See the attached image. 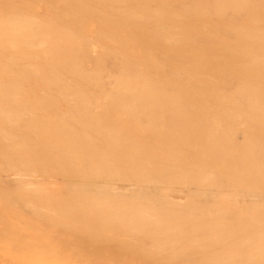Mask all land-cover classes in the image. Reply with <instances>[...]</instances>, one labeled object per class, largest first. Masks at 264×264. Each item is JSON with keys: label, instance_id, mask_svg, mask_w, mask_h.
Listing matches in <instances>:
<instances>
[{"label": "bare ground", "instance_id": "bare-ground-1", "mask_svg": "<svg viewBox=\"0 0 264 264\" xmlns=\"http://www.w3.org/2000/svg\"><path fill=\"white\" fill-rule=\"evenodd\" d=\"M24 1L17 18L15 0L0 14L21 87L19 102L0 101V173L23 190L3 197L57 228L71 220L62 202L77 201L86 210L66 213L87 219L68 231L92 233L99 217L90 229L123 234L94 230L116 246L73 239L60 254L27 241L22 264H264V0ZM44 185L69 201L53 187L59 210L52 195L45 206ZM33 231L11 232L38 241Z\"/></svg>", "mask_w": 264, "mask_h": 264}, {"label": "rangeland", "instance_id": "rangeland-1", "mask_svg": "<svg viewBox=\"0 0 264 264\" xmlns=\"http://www.w3.org/2000/svg\"><path fill=\"white\" fill-rule=\"evenodd\" d=\"M2 1L5 2V3L1 2V0H0V14H2V13L5 14L4 17L7 18V19H8L9 16H11L12 14H13L12 16H14L15 13H16L15 16H16V18H17L18 16H20V15L17 16V14H18V13H17L18 10H20L19 12H23V11L25 10V9L22 7L23 3L25 2L24 0H19V1H18V0H15V1H16V2L14 3V5L16 4V5H15V8H14V5L12 4V3H13L12 1H14V0H2ZM9 1H11V2H9ZM23 1H24V2H23ZM6 2H7V3L9 2V6H11L10 8H9V6H8V4H7ZM18 2H19L20 4L22 3V4H21V8H16V6H17V7H20V6H19L20 4H19V5L17 4ZM10 4H11V5H10ZM5 5H6V8H5ZM12 5H13V6H12ZM1 7H2V8L4 7V9H2ZM13 8H14V10H12ZM1 9H2V11H1ZM9 9H10V11H9ZM4 10H5V11L8 10V11H7V15H6V12H5ZM11 10H12V12H11ZM15 11H16V12H15ZM4 12H5V13H4ZM9 12H11V15H10ZM13 12H14V13H13ZM8 14H9V15H8ZM19 14H20V13H19ZM0 16H1V15H0ZM2 16H3V15H2ZM6 16H8V17H6ZM15 16H14V17H15ZM4 17H3V19H2V17H1V20H4ZM7 19L4 20V21H7ZM9 19H10V18H9ZM4 21H3V22H4ZM3 24H4L5 26H7V27H6V28H3L4 31H2V30H1L2 28H1V27H4V26L1 25V27H0V28H1L0 31L3 32L2 34H1V32H0V34H1L0 36H1V37H3V36L5 35L4 33H5L6 31H9V29H8V26H9V25H7V24H9V23L5 22V23H3ZM6 29H7V30H6ZM5 30H6V31H5ZM8 33H11V34H13V33H12V31H11V32H7V37H8V40H9L10 38H12V36H9L10 34L8 35ZM13 36L16 37V36H18V35L15 33ZM1 37H0V38H1ZM5 37H6V36H5ZM5 37H4V38H5ZM4 38H1L0 40L4 41ZM12 39H13V38H12ZM12 39H10V40H12ZM8 40H6V38H5V42H4V43L6 44V41L8 42ZM10 40H9V42H10ZM12 41H13V40H12ZM9 42H8V43H9ZM14 42H15V40H14ZM2 43H3V42H2ZM2 43H1V44H2ZM8 43L6 44V46H4V44H3V45L0 47V48H1L0 51H2L3 54L6 53L8 50H9V52L11 51L10 47L8 46ZM1 44H0V45H1ZM9 44H10V43H9ZM3 46L6 47V50H7L6 52L3 51V49H2ZM4 47H3V48H4ZM7 48H8V49H7ZM4 49H5V48H4ZM17 50H18V49H17ZM17 50L11 51L12 54L15 53L14 55H12L11 53H6V54H8V55L5 54L6 56L4 55V57H3V54L0 53V54H1V55H0L1 58L3 57V59H0V63H2L3 66H4V63H3L2 60H5L4 62L9 63V62H10V61L8 60V59H9V58H8L9 55L12 56V57H14V56L16 55V56H15V59H16L17 55L19 54V51H17ZM15 51H17L18 54H16L17 52H15ZM10 56H9V57H10ZM5 58H6V59H5ZM15 59L13 58V60H15ZM10 60H11V59H10ZM1 61H2V62H1ZM13 62H15V61H13ZM13 62H12V60H11V63H12V64H13ZM6 63H5V64H6ZM11 63L8 64V67H9V65L11 66ZM2 65H0V72L2 73L3 70H6V71H5V74H8L7 72H8V70H9L11 67H10V68H7V67L5 68L6 65H5L4 67H2ZM15 66H16V65H15V63H14V66L12 65V68H11V70H10L12 73L9 71V73H11V74L8 75V79H9V78H10V79H14V78H13L14 75H12V74H14V72L17 71V68H18V66H17L16 69H15ZM13 68H14V69H13ZM12 69L14 70V72L12 71ZM1 73H0V74H1ZM5 74H4V72H3L1 75H4V76H5ZM1 75H0V77H1ZM4 76H2V77L0 78V80L5 81L6 79H4V78H5V77L7 78V75H6L5 77H4ZM10 76H11V77H10ZM12 76H13V77H12ZM2 78H3V79H2ZM8 79H7V80H8ZM10 79H9L10 84H9V82H6V81H5V82L0 81V95H1V97H0L1 100H0V101L3 100V102H4V101H6V100H9L10 98H11V99H12V98H13V99L16 98V100L19 99V98H18V97H19V94H18L17 92H18V89L21 88V87H20V84L18 83V85H19V86H18V85H17V81H15V80H13V81L11 80V81H10ZM14 82H15V83H14ZM5 83H6V84H5ZM15 84H16V85H15ZM7 85L11 88L12 91H13V89L15 88L17 92L14 93L15 90H14L13 92L11 91V92H10L11 95H10V94H9V91H10L9 89H10V88H8V90H5V88L7 89V87H8ZM10 85H11L12 87H11ZM16 86H17V87H16ZM1 88L4 89L2 92H4V93L6 92V93H5L6 96L3 95V93L1 92V90H2ZM7 94L10 95V96L8 97ZM12 94H13V95H12ZM11 96H12V97H11ZM3 97H5L6 100H4ZM7 98H8V99H7ZM20 98H21V97H20ZM18 102H19V100H18ZM1 103H2V102H0V105H1ZM0 123H1V122H0ZM17 133H19V135H22L23 132H22V133L17 132ZM0 147H1V146H0ZM8 173H10V172H8ZM8 173H5V175H4V173H2V172L0 173V174H1V175H0V178H1V176H2V178L5 179V181L7 180V182L0 181V187H1L0 190H1V189H4V190H5V189L7 188V192H4V190H3L2 192L0 191L1 194H2V195H0V196L2 197V199L0 198V203H1V201H2V202L4 201V202L6 203L7 200H8V198H7V200L5 201L6 197H3V195H4L3 193L8 194V195H9V194H10V195L13 194V195H15V196H16L17 194H21V192L23 193V190H21V188H20V186H21L22 184H20L19 182L16 183V181L10 179V177H11V175H12L13 173H10L11 175L8 174ZM6 175H7V176H6ZM9 176H10V177H9ZM7 177H9V179H6ZM20 178H21L22 180L26 179V178L23 179L22 177H20ZM1 180H3V179H1ZM8 180H11L12 183L10 184V183L8 182ZM13 181H14L15 183H14ZM1 182H3V183H1ZM4 183H5V184H4ZM6 183H8V185H10L11 187L8 186V187L5 188ZM2 184H4L5 186L3 185V187H2ZM14 184H16V185H14ZM17 184H18L19 187H17ZM12 185H13V186H12ZM44 186H47L46 189H47L48 192H50V188H51V190H53V187H54V188L57 187V188H56L57 190L54 189L53 192L56 191L55 193L58 194V189H61L62 192L64 191L63 194H65L67 197L69 196V195H67V194L65 193V190H64L61 186H59L60 188H59L58 186H52V185H50V188L48 187L49 185H44ZM51 186H52V187H51ZM13 188H14V189H13ZM15 188H17V189H15ZM48 188H49V189H48ZM11 189H12L13 192L11 191ZM19 189H20L21 191H19V192L17 191V193H16L15 190H19ZM9 190H10V191H9ZM5 191H6V190H5ZM8 191H9V193H8ZM47 191H45L46 194L48 193ZM61 191L59 190V193H60L61 196H60V195H56V194L53 193L52 191H51L50 193H53V194L48 193V195L50 194V195H49L50 197H52V196L54 197L55 201L53 200V197L50 198L49 196H45V198H44V200L47 199V200H46L47 203L44 202V200H42L41 197H36V198H33V199H37V198H38L39 200L41 199V200L44 202V205H45V206H48L51 202L54 201L55 203H52V205H53L54 208H55L56 205L59 203V201H60V200H63V199H61V197L63 198V196H62L63 194L61 193ZM11 192H12V193H11ZM14 193H15V194H14ZM54 194H55V195H54ZM8 195H7V196H8ZM10 195H9L8 197H9V198H12L13 195H11V197H10ZM29 195H30V194H29ZM51 195H52V196H51ZM65 195H64V196H65ZM15 196H14L13 198H15ZM58 197H59V198H58ZM67 197H65V198H67ZM70 197H71V196H69V197L66 199V201H67ZM75 197H76V196H75ZM4 198H5V199H4ZM48 198H50V199L48 200ZM57 198H58V199H57ZM72 198H73V197H72ZM29 199H30V200L32 199L31 196H29ZM56 199H57L58 201H57ZM15 200H16V199H15ZM50 200H52V201H50ZM70 200H71V199H70ZM73 200H76V198H73ZM10 201H11V200H10ZM10 201L7 202L9 205H11L12 203H13V204L15 203V202H13V200H12L11 202H10ZM16 201H18V200H16ZM31 201L35 202V203L37 204V206L39 205V201H38V203L36 202L37 200H31ZM42 201H41V202H42ZM56 201H57V202H56ZM68 201H69V200H68ZM4 202H3V203H4ZM41 202H40V203H41ZM48 202H49V203H48ZM69 202H70V201H69ZM69 202H68V203H69ZM76 202H77V201H76ZM76 202H74V203H72V204H71V202H70L69 204H71V207L76 205V207L78 206V207L81 209V206L77 205ZM3 203L0 204V213H1L0 215H2L1 218H0V219H1V220H0V228H1L0 231H1V233H3V234H1V235H5V236H7V240H5V236H2V237L4 238V240H1V239H0V245H1V246H2L3 243H5V244H4V247H5V248H4L3 246H2V248L0 247V248H1V250H0V264H13L14 262H15V264H22V263H23L22 260H24V261L32 260L33 255H31V257H30V255L27 256V254H31L32 251H33L32 254L34 253L35 250H38V251H39V250H40V251H43V250H44V252H45L46 250H50V251H51V249H52L53 247H49V246L46 247L47 243H49V245L54 244V245H55V246H54L55 249H54V248H53V249L56 251V254H60L61 252H60L58 249L61 248L62 250H68V248H66V245H65V244H68L69 242H72L71 240H73V239L75 240L74 243H76V241H77V242H78L80 245H82V246L84 245V246L100 247V248H102V250H103L104 248L108 247L109 245H111V246H116V244L114 245L113 243H112V244L110 243V242H115V243H116V239L113 240V241H112V240H111V241H110V240H107V241L104 240V241H105V244H104V243H102V240H103V239H100L101 242H99V243H98L99 239H98V240L95 239V240L97 241V243H95V242H96L95 240H94L95 242H94L93 240H92V241H93V242H92L91 239H89V238H92V239H93V237H95V236L98 234V231H99V233H100V232L103 233V231H104V232L106 231L105 233H103V235L105 234L104 236L106 237V236H109V234H110V235H112V236H110V237H113V238L116 237V236H118L119 233H120V235L123 234V233H121L122 230H120L121 232H119V233H118V231H116V228H117V227L115 228V225H114V228H115V231H116L118 234H115L116 232L113 231V230H114V229H112L113 227L110 229V230H111L110 232H112V233L109 232V228H107L108 230H107V229L104 230V228H103L102 230H101V229H98V231L96 232L97 228L94 229V227H93L94 225H93V224H95V219L98 220L99 217H98V218H95V219H94V217H93L92 219H90V221L92 220V223H93V224H92V227H93V228L90 229L89 226L91 225V224H90L91 222L88 221V220H87V221L89 222V225L86 226V227L90 229V230L88 229V231H91V232L93 233L94 230H95V232H96L97 234L94 233V234H96V235L93 234L94 236H92V235H91L92 233H90V232H89V233H88V232H85L86 235H87V233H88L90 236H92V237H89V235H87V236H88V237H87L86 235L82 234V232H83V231H82V228L80 229V228L77 227V228L80 230V233H81L83 236L80 235V233H78L80 236H79L78 234L75 235V234H76V232H74V229L76 228L75 226L78 224V221H79V220H80V221H79V224H78L77 226L82 225L81 223H83V222H82L83 219H81L80 217L83 218V216H84V217L86 218V215L84 214V215L82 216V215L79 213V214H80V217H79V216H78V212H79L80 209L78 208V210H75V211H72V210H73V209H72L71 211L74 213V215L77 213L76 217L74 216V222H73V220H72L73 217H71V216L73 215V213H72V215L70 214L71 216L68 215L69 213H68V214L66 213V212L68 211V209L70 210V205H68V203L65 204L66 202H65V203L62 202V203L64 204V206H65V207H64V206H62V207H63L64 210H65V208H67V207L69 206V207L66 209L67 211H66V210L64 211V210L61 208V205H58V206H60V210L62 209L66 216H69V217L71 218V220L68 221V219H66L67 217H65V219H64V217H63L62 220H67L69 225H70L71 222H72V223H75V226L73 225L75 228H73V227L71 226L72 228L69 227V228H70L69 231H68V227H67L68 224L66 223L67 221H64V222L66 223V225H65V224H64L65 226L61 225V228H60V226H59L58 224H56V225H58V228H57V226L54 227V225H55V224H54V221H53V222H51V221L47 222L48 220L45 221V220H43V218H41V217H40V218H41L42 220L39 219V218H36L37 214H36V216H35V213L31 210L32 208L30 209V207H28V206L25 207V205H24L23 203H22L21 206H24V207H21V208H18L17 205H16V206H15V205L8 206L7 203H6V204L4 203V204H5V207H4V206H3ZM18 203H20V202H18ZM18 203L16 202V204H18ZM35 203H33V205H35ZM45 203H46V204H45ZM60 203H61V202H60ZM42 204H43V203H42ZM47 204H48V205H47ZM55 204H56V205H55ZM19 205H20V204H19ZM52 205L49 206V207H52ZM67 205H68V206H67ZM14 206H15V208H14ZM39 206H41V204H40ZM66 206H67V207H66ZM19 207H20V206H19ZM84 207H85V206H84ZM3 208H5L6 210L3 209ZM22 208H23V209H24V208H25V209L27 208V209H30L31 211L29 212V210H28V211L26 210V211H27V212H26L25 209L23 210ZM47 208H48V207H47ZM47 208L45 207V208H44V211H45ZM52 208H53V207H52ZM52 208H51V209H52ZM74 208H75V207H74ZM82 208H83V207H82ZM85 208H87V207H85ZM85 208H84V210H86ZM48 209H50V208H48ZM51 209L48 210V212H49L50 215H52L51 212L55 211L54 209H53V210H51ZM55 209H58V210H59V207H57V208H55ZM20 210H22V211H24V212H21ZM62 210H61V211H62ZM84 210L81 209V211H84ZM56 211H57V210H56ZM77 211H78V212H77ZM81 211H80V212H81ZM32 212H33L34 214H33ZM46 212H47V211H46ZM57 212H59V214L63 213V212H60V211H57ZM75 212H76V213H75ZM8 213H9V214H8ZM17 214H18V216H20V218H18ZM31 214H32V215H31ZM53 214H54V216L59 217V216L56 214V212H54ZM3 215L6 216L7 218H6V217H3ZM33 215H34V216H33ZM16 216H17V217H16ZM21 216H22V217H21ZM77 216H78V217H77ZM37 217H38V216H37ZM50 217H51V216H50ZM69 217H68V218H69ZM2 218H3V219H2ZM5 218H6V221H5V222L3 221V222H4V223H3L2 220H5ZM22 218H24V220H25V218H26L27 222L30 221V223H29V222L27 223L28 226L25 225V224H21L20 220H23ZM47 218H48V217H47ZM76 218H77V219H76ZM50 219H53V218L51 217ZM58 219H60V217H59ZM78 219H79V220H78ZM86 219H87V218H86ZM86 219H84L83 221L85 222ZM8 220H9V221H8ZM31 220H32V221H31ZM33 220H35L36 223H34ZM99 220H100V219H99ZM14 221H16L17 223L14 222ZM70 221H71V222H70ZM75 221H76V222H75ZM1 222H2V223H1ZM13 222H14V224H13ZM31 222H33L34 224H32ZM80 222H81V223H80ZM99 222H100V221H99ZM99 222H98V223H99ZM49 223H50V224H49ZM52 223H53V224H52ZM55 223H56V222H55ZM72 223H71V224H72ZM76 223H77V224H76ZM101 223H102V221H101ZM1 224H2V225H1ZM10 224H12V225H10ZM16 224H17V226H15ZM35 224L38 225V226H36ZM86 224H87V223H86ZM86 224H85V225H86ZM99 224H100V223H99ZM3 225H5V226H3ZM24 225L27 226V227H25ZM100 225H101V226H104V227L106 226V224H105V225H104V224H100ZM29 226H30L31 228H30ZM39 226H40V227H39ZM49 226L52 227L53 229L48 228ZM98 226H99V225H98ZM101 226H100V228H101ZM109 226H110V225H109ZM111 226H112V225H111ZM116 226H117V225H116ZM28 227H29V228H28ZM64 227H65V229H66L68 232H67L66 230H65L66 232L64 231ZM80 227H82V226H80ZM96 227H97V223H96ZM32 228H36V229L43 230V232H36V231H33L35 234L37 233L36 235H37L38 241H36V240H33V241H32V240L26 239V238H24V237H22V236H19V235L14 236V235H16V234H14L13 232H11V231H16V232H20V233H21V232L23 231V229H25V230H31ZM118 228H120V227H118ZM4 229H7V230H5V232H8L9 230H11V231H9V233H10V235H11V233L13 234V235L10 237V238L13 237V238H14V239L12 238L13 240L9 238V236H8L9 234H5V233H4V231H3ZM17 229H18V230H17ZM19 229H20V230L22 229V230L20 231ZM72 229H73V232H72ZM92 229H93V230H92ZM120 229H122V228H120ZM100 230H101V231H100ZM123 230H124V228H123ZM107 231L109 232L108 234H107ZM24 232H25V231H24ZM49 232H51V233H49ZM58 232H59V233H58ZM124 232H125V231H124ZM61 233H63V234L65 233V234L63 235V234H61ZM74 233H75V234H74ZM83 233H84V232H83ZM106 234H107V235H106ZM113 234H115V235H113ZM57 235H58V236H57ZM59 235H61V236H59ZM103 235H102V234H100V235L98 234V236H100V237L103 236ZM18 236H19V237H18ZM104 236H103V237H104ZM17 237L20 238V240H18ZM65 237H67V239H66ZM80 237H81V238H80ZM86 237H87L89 240L86 239ZM0 238H1V236H0ZM15 238H17V239H15ZM8 239H10L11 241L8 240ZM14 240H18V242L20 241L19 243L22 242V244L18 245L19 243H18L17 241H14ZM21 240H22V241H21ZM2 241H3V242H2ZM23 241H24V242H23ZM25 241H26V242H25ZM27 241H28V243H29V241H31V242H34V243H37V244L39 243V244H41V245L45 243V246H39V247H38V245H37V247H36V246L33 247L32 244H34V243H32V244H31V243H30V244H27ZM88 241H90V242H92V243H90V242H88ZM104 241H103V242H104ZM109 241H110V242H109ZM6 242H7L8 244H11L12 247H11V245H8ZM117 242H119V243H117L119 246L122 245V244L125 243V242H126V244H129L128 241H124V242L122 243V241H118V240H117ZM14 243H15V246H17V247H14L15 249H13ZM16 243H17V244H16ZM93 243H95V244H93ZM25 244H26V247L18 248L19 246H20V247L23 246V245L25 246ZM27 245H28V246H29V245L31 246V247H30V246L28 247V248H30V249H32V247H33V250L28 252V250H27V249H28V248H27ZM34 245H35V244H34ZM118 245H117V246H118ZM8 246H9V247H8ZM52 246H53V245H52ZM56 246H57L58 249H56ZM103 246H105V247H103ZM9 249H10V250H9ZM12 250H13V251H12ZM15 250H17L18 253L15 252ZM26 250H27V251H26ZM114 250H115V249H114ZM21 251H22V252H21ZM23 251H24V252H23ZM111 251H112V250H111ZM100 252H101V251H100ZM3 253L7 254L8 256H7V255H6V256L3 255ZM11 253L14 254V258H15V259H14V258H11ZM101 253L106 254V253H104V252H101ZM20 254L24 255L25 257H24V256H21ZM25 254H26V255H25ZM106 255H107V254H106ZM39 256L44 257V256H45V253H41V254H39ZM63 256H64V255H60V257H63ZM110 256H111V255H110ZM2 257H3V258H2ZM8 258H9L10 260H9ZM115 258H116V257H115ZM4 259H5V261H4ZM13 259H14V260H13ZM116 259H119V258H116ZM136 259H137V258H136ZM108 260H109V258H108ZM108 260L102 259L103 262H109ZM120 264H123V263L120 262Z\"/></svg>", "mask_w": 264, "mask_h": 264}]
</instances>
